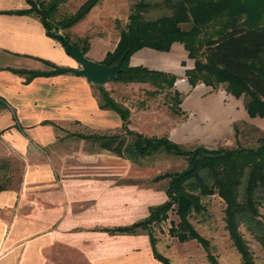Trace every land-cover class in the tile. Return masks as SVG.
<instances>
[{
    "label": "crops",
    "instance_id": "obj_1",
    "mask_svg": "<svg viewBox=\"0 0 264 264\" xmlns=\"http://www.w3.org/2000/svg\"><path fill=\"white\" fill-rule=\"evenodd\" d=\"M102 1L68 31L81 26ZM23 10L24 0H0V164L16 160L20 165L15 187L0 192V264H164L153 255L147 229L118 230L144 221L166 202L167 179L156 180L165 175L159 162L148 156L136 163L79 138L113 136L108 129L120 119L96 104L94 85L84 78L26 79L28 72H48L47 64L74 70L77 63L46 36L34 15L14 13ZM117 39L113 44L98 36L89 39L86 55L93 46L102 50L87 59L102 63ZM182 47L173 43L166 53L143 48L129 57L128 65L179 75L171 68L185 61ZM201 93L197 86L185 92L180 106L192 118L186 129L170 127L176 138L183 130H196L210 112L239 114L225 133L246 119L233 97ZM155 244L167 252L160 239Z\"/></svg>",
    "mask_w": 264,
    "mask_h": 264
},
{
    "label": "trees",
    "instance_id": "obj_2",
    "mask_svg": "<svg viewBox=\"0 0 264 264\" xmlns=\"http://www.w3.org/2000/svg\"><path fill=\"white\" fill-rule=\"evenodd\" d=\"M63 1H53L43 14L52 13L56 5ZM24 2L29 8L14 13L34 15L41 22L46 36L59 43L50 35L48 23L35 11L34 3L30 0ZM98 2L85 0L73 14L58 21L54 29L67 30L81 22ZM133 4L128 21L118 30L115 49L105 53L101 61L103 65L111 66L124 54L115 82L147 84L153 89L148 95L163 92L168 98L170 112L179 114L181 99L173 88V75L138 65L128 66L129 57L140 49L166 53L173 43H178L183 45L187 58L193 60L192 68L185 70L183 75L190 87H195L197 83L208 87L224 85V91L233 98L238 99L240 95L245 98L243 108L249 118H264V20L253 23L258 16H264V0H134ZM242 17H245L244 21ZM63 36L83 54L88 51L85 38L70 42L68 36ZM47 65L50 68L48 72H28L26 79L73 74V69L67 66ZM100 96L101 109L114 112L121 122L127 119L126 109L107 99L103 91ZM126 135L131 136L129 141L118 135H83L79 138L136 163L144 157L162 153L184 158L186 166L174 175L165 174L156 178L168 179L165 203L151 209L144 221L118 230L147 229L148 224L165 218L166 211L174 206L179 230L172 228V231L178 240H196L202 245L208 264H219L208 239L200 236L187 220L191 213L202 212L199 204L201 197L215 194L222 199L225 227L240 255V264H255L240 226L246 227L264 249V220L259 212L260 207L264 206V137L257 138L254 147L236 145L229 149H208L195 146L185 151L181 145L165 137L148 138L128 131ZM236 135L237 129L234 130ZM8 167L5 163L0 164V192L8 188L1 182L9 178ZM155 243V238L150 234L154 257L164 264H170L167 258L158 253Z\"/></svg>",
    "mask_w": 264,
    "mask_h": 264
},
{
    "label": "rangeland",
    "instance_id": "obj_3",
    "mask_svg": "<svg viewBox=\"0 0 264 264\" xmlns=\"http://www.w3.org/2000/svg\"><path fill=\"white\" fill-rule=\"evenodd\" d=\"M30 1L34 3L35 11L37 10V12L42 15L41 17L44 21L48 23V30L50 33L55 32L62 36L66 35L71 42H75L79 38H85L87 45L89 43L88 40L92 38L94 40L95 36H98V38L102 37L107 42L113 44L116 38H118V30L126 24L128 21L127 16L134 6V0H104L98 4L99 8H96L97 10L89 15V17L85 19V22L81 23V26H77V28L73 29V32L70 33L68 29L55 30L56 23L63 20L64 17L73 14L85 0H64L62 3L56 5V9H54L52 13L50 12V14H43V11L55 0ZM28 8L27 6V9ZM96 18H99V20H96ZM257 18L258 19H255L253 23L264 20V16H258ZM241 19L244 21L245 17ZM74 32H76V34H81V36L77 38ZM92 49L94 50L92 54L84 55L86 58H89L90 55L97 57L100 54V50H102L98 46H93ZM111 51L112 50H110V52ZM184 59L185 61L180 63V68L178 65L171 68L179 75L168 73L175 78L173 88L179 94L181 100L185 92L188 93L192 89V87L187 84L183 75L185 70L192 68L193 60L187 58L186 52H184ZM76 68H78V66H76ZM180 84L186 87L184 91L178 88ZM195 86L202 91L201 94L203 95L223 94L224 92L225 95L231 96L224 91V85L208 87L201 83H197ZM91 90L93 91L92 95L97 105L102 103L100 92L103 91L107 99L118 105L121 109L127 110V119L121 122V119L118 117V126L108 129V131H112H110L111 134L124 136L127 141L131 139V136L126 135V131L133 134H141L148 138L169 137V140L179 142V144H181L180 147L187 151L195 146H202L208 149H229L234 148L236 145L247 148L254 147L257 143V138L264 137V118H249L247 116L248 114L244 121H238L232 124L230 132L225 133L229 127L230 120L233 117L236 119L239 114L235 113L237 111H232L236 114L235 116L231 111L224 110L218 115H213L214 112H210L208 117H206L208 118L207 121L209 120L208 122L210 123L208 126H206V120L202 123L199 122L200 124L198 123L199 125L195 127L197 128L196 130L193 129L191 132H185V130H183L181 132L183 135H180V138H176V134L168 131L170 127L172 128L175 127V125H179L177 129H186V127H189L187 122L192 117L188 112L182 110V105L180 106V104L178 105L179 114H172L168 109V98L164 96L163 92L150 96L147 93L153 89L147 84L124 83L121 81L110 82L98 87L91 86ZM225 97L228 99L227 96ZM234 99H236V104L241 109L245 98L240 95L238 99ZM204 108H206V106H204ZM204 111H206V109ZM123 128H125V131ZM235 129H237L236 136H234ZM149 157V160L159 162L160 164L158 163L156 166L162 173L167 175H174L184 170L186 166L184 158L177 156L156 153ZM139 161H142V159ZM13 162L14 165L9 166V173L7 174L9 178L1 181L8 187H15L19 180L20 165L16 163V160H13ZM199 204L203 209L202 212L191 213V216L187 220H189L200 236L202 235L208 239L211 245V251L217 256L219 264H240V255L236 252L225 227L222 199H219L213 194L211 196L201 197ZM259 212L261 219L264 220V206L260 207ZM164 216L165 218L160 219L156 223H150L147 226V231L155 238L156 242L160 239L162 244L161 247L167 251L163 254L164 250L161 249L160 251L157 250L158 253L167 258L170 264H208L202 245L194 239H187V241L181 242L172 231V228L179 230V221L177 218L178 216L175 214V207L171 206ZM240 232L248 243L255 264H264V249L260 242L252 237L246 227L240 226Z\"/></svg>",
    "mask_w": 264,
    "mask_h": 264
},
{
    "label": "water",
    "instance_id": "obj_4",
    "mask_svg": "<svg viewBox=\"0 0 264 264\" xmlns=\"http://www.w3.org/2000/svg\"><path fill=\"white\" fill-rule=\"evenodd\" d=\"M50 35L59 41L63 50H65L64 53L77 63L78 68L74 69L72 73L78 77L84 78L87 84L103 86L107 83L114 82L117 78L116 75L120 73V65L122 64L124 54L117 59L116 64L105 66L102 63H94V61L88 60L81 50L70 44L64 39V36L55 32H51Z\"/></svg>",
    "mask_w": 264,
    "mask_h": 264
}]
</instances>
